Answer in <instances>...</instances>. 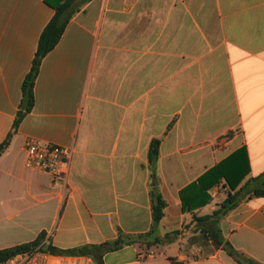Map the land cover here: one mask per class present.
Wrapping results in <instances>:
<instances>
[{
	"label": "crops",
	"instance_id": "1",
	"mask_svg": "<svg viewBox=\"0 0 264 264\" xmlns=\"http://www.w3.org/2000/svg\"><path fill=\"white\" fill-rule=\"evenodd\" d=\"M80 6L43 59L33 110L0 157V210L21 217L0 250L43 232L60 250L101 245L122 232L139 242L105 254L104 264H264V198L215 224L194 215L219 208L230 191L225 178L208 190L211 202L192 212L183 211L181 196L185 189L188 200L199 194L191 186L205 177L203 187L219 174L243 177L241 187L264 173V0ZM54 15L45 0H0V145ZM28 139L74 150L66 179L55 183L27 167ZM155 139L160 155L151 165ZM159 196L167 208L154 227ZM218 230L240 260L204 232Z\"/></svg>",
	"mask_w": 264,
	"mask_h": 264
},
{
	"label": "trees",
	"instance_id": "2",
	"mask_svg": "<svg viewBox=\"0 0 264 264\" xmlns=\"http://www.w3.org/2000/svg\"><path fill=\"white\" fill-rule=\"evenodd\" d=\"M45 2L55 10V15L51 21L47 24L43 30L41 37L39 39L38 48L32 63L31 70L26 75L23 85L22 92L23 98L20 104L17 117L15 119L13 130L7 137V139L0 145V157L5 153L11 144V140L14 134L17 132L19 125L29 114L35 105V95L34 88L37 77L39 75L40 67L43 59L57 46L60 42L69 22L75 16V14L80 10V0H45ZM160 155V140L155 139L150 145L149 160L150 164L154 165L159 159ZM224 165V164H223ZM222 165L213 169L219 171ZM217 178L210 186L203 187V181L205 178L200 179L195 185L191 186L200 187L199 194H195L191 199H186L185 193L188 189H185L182 193L183 199V211H194L205 204L211 202L212 197L208 194V190L214 184L218 183L221 178H225L228 186L229 193L226 199L219 205V208L214 211L212 215L205 217H197L194 215L195 221L199 223L211 222L218 224L222 219H224L232 210L238 207L241 203L247 202L253 198H264V173L258 177L249 179L244 185L240 186L243 177L233 180L230 175L219 174ZM190 189V188H189ZM153 208V219L154 227H156L160 221L165 216V210L167 208L166 201L161 197L153 198L152 202ZM208 233L219 246H222L231 256L240 260L239 253L232 247V245L225 241L220 230L216 232L204 231ZM140 236H132L124 233H120L119 237L101 245L95 246H84L81 248L71 249V250H60L54 247L48 240H46V233H41L35 240L19 244L10 248H5L0 250V262H7L15 256L23 253L34 252L37 250L49 252L56 256H74V257H91L96 262V264H104L105 254L113 251H117L124 246L137 244ZM160 241H157L159 243ZM155 243V244H157ZM152 246V244H149ZM251 264H257L254 261ZM175 264H182L175 261Z\"/></svg>",
	"mask_w": 264,
	"mask_h": 264
},
{
	"label": "built area",
	"instance_id": "3",
	"mask_svg": "<svg viewBox=\"0 0 264 264\" xmlns=\"http://www.w3.org/2000/svg\"><path fill=\"white\" fill-rule=\"evenodd\" d=\"M24 151L27 167L50 173L55 183L67 178L74 154L73 149L28 139L24 144ZM0 264H69V260L63 256L37 250L19 254L7 262H0Z\"/></svg>",
	"mask_w": 264,
	"mask_h": 264
},
{
	"label": "rangeland",
	"instance_id": "4",
	"mask_svg": "<svg viewBox=\"0 0 264 264\" xmlns=\"http://www.w3.org/2000/svg\"><path fill=\"white\" fill-rule=\"evenodd\" d=\"M10 215L4 208L0 210V239L16 231L17 225L21 221V217L11 219Z\"/></svg>",
	"mask_w": 264,
	"mask_h": 264
}]
</instances>
